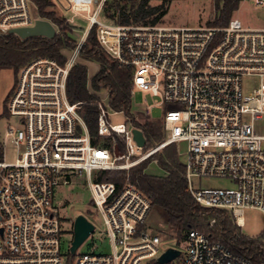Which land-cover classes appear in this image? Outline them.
Returning <instances> with one entry per match:
<instances>
[{"label": "built area", "instance_id": "built-area-1", "mask_svg": "<svg viewBox=\"0 0 264 264\" xmlns=\"http://www.w3.org/2000/svg\"><path fill=\"white\" fill-rule=\"evenodd\" d=\"M68 1L88 28L64 63L39 57L20 67L6 107L17 125H9L6 139H0V264H67L73 238L64 237V203L56 187L78 176L89 183L112 251L98 252L93 241L87 251H77L73 264L157 259L169 247L147 226L150 197L129 175L121 187L98 177L101 170L129 171L172 143L186 144L188 187L200 204L228 210L240 227L245 208L264 213V24L246 26L238 17L223 26L121 24L105 17L107 0ZM251 1L264 12V0ZM36 7L33 0H0V33L33 26L43 18L33 14ZM94 26L103 49L133 67L132 94L139 88L161 95L165 137L148 150L138 145L133 132L138 127L128 116L112 121L118 111L107 93L98 102V134L111 137L114 146L95 144L83 102L69 97L71 69ZM245 76L260 80L249 94L243 90ZM8 149L12 160L6 159ZM199 177L227 178L234 186H196ZM182 241L184 249L176 247L180 254L167 264H253L201 230H189Z\"/></svg>", "mask_w": 264, "mask_h": 264}, {"label": "trees", "instance_id": "trees-1", "mask_svg": "<svg viewBox=\"0 0 264 264\" xmlns=\"http://www.w3.org/2000/svg\"><path fill=\"white\" fill-rule=\"evenodd\" d=\"M33 1L39 15L57 25L58 33L53 38L32 36L25 39L13 33H0V69L12 68L17 72L20 67L39 57L56 58L64 63V52L74 49L78 43L74 26L58 13L54 0ZM150 1L107 0L105 14L121 24H157L167 13L164 8L166 2L152 6ZM239 5V0L217 1L216 17L210 21V25H226ZM80 57L99 63V69L91 79L87 65L77 63L71 69L68 80L70 99L73 102H83L92 141L98 145L112 146L111 137L101 143L98 134V102L102 92H106L110 107L123 112L136 127L143 130L147 139L145 150L157 145L163 139V119L139 121L135 117L132 99L133 67L123 65L103 49L96 26L89 31ZM117 140L119 148L124 150V143L119 137ZM151 161H156L166 171L165 174L148 173L146 170ZM128 175L130 181L150 197L152 208L160 209L166 214L169 226L176 230L178 242L185 238L189 230H201L233 253L249 258L253 264H264V233L258 236L244 234L228 210L203 206L193 197L188 187L186 166L179 159L175 143L167 145L161 153L152 155L129 171L101 170L98 179L113 181L121 187L126 183ZM74 259L75 255L68 250L67 264H73ZM149 264L160 263L151 259Z\"/></svg>", "mask_w": 264, "mask_h": 264}, {"label": "rangeland", "instance_id": "rangeland-1", "mask_svg": "<svg viewBox=\"0 0 264 264\" xmlns=\"http://www.w3.org/2000/svg\"><path fill=\"white\" fill-rule=\"evenodd\" d=\"M55 9L58 13L66 17L67 21L74 26V33L77 40L81 37L85 29L88 28V21L82 16L75 15L69 10L68 0H54ZM167 9V13L161 18L157 24H165L171 26H202L210 25V21L214 20L216 15L214 12V0H151L152 6L162 5ZM37 6V5H36ZM37 8V7H36ZM33 8V14L39 15L38 9ZM105 17L112 19L105 14ZM232 17H238L246 26H261L264 24V12L254 8L251 0H242L239 8L235 10ZM45 19V18H44ZM114 20V19H112ZM115 21V20H114ZM65 55L68 56L71 50H66ZM78 63L87 65L89 69V78L98 71L99 63L88 61L80 57ZM17 82V72L12 68L0 69V139L5 140V130L9 125H17V119L9 116L6 111L9 99L12 96ZM260 80L258 76H245L243 78V90L249 94L259 86ZM106 92H102L101 97H105ZM133 113L139 121L153 118L155 120L163 119L165 113V105L158 103L161 100V95H155L151 90L137 88L132 96ZM168 108H179V105H166ZM114 123L123 121L125 114L118 112L111 117ZM165 134L163 132V139ZM163 139L160 141L162 142ZM107 137L100 136L101 143L106 142ZM113 145V139L110 141ZM158 142V144L160 143ZM114 146V145H113ZM179 159L184 162L186 158V144L183 142L175 144ZM119 149V148H118ZM164 149V148H163ZM159 151L161 153L163 151ZM121 150V149H119ZM118 151V150H117ZM6 159L12 160L13 155L10 149L6 152ZM148 173L164 175L165 170L156 162L151 161L147 170ZM196 186L207 187H233L234 183L227 178L215 177H199L194 179ZM56 197L64 204L61 206V216L63 220L64 237L66 241L71 240L74 236V220L80 215H86L96 226L95 234L91 235L78 248V252L87 251L94 241L98 252L109 253L112 251V245L109 238H105L104 219L102 212L97 209L92 201V193L89 188V183L85 176H78L75 181L68 184L60 183L56 187ZM236 223V222H235ZM237 224V223H236ZM147 226L150 227L153 233L160 234L165 248L180 247L182 250L185 247L183 241L178 242L176 230L171 228L167 222L166 214L157 208H152L148 218ZM242 232L249 236H258L264 233V213L257 208H245L244 210V225L241 227ZM150 259H145L142 264H149Z\"/></svg>", "mask_w": 264, "mask_h": 264}, {"label": "water", "instance_id": "water-1", "mask_svg": "<svg viewBox=\"0 0 264 264\" xmlns=\"http://www.w3.org/2000/svg\"><path fill=\"white\" fill-rule=\"evenodd\" d=\"M11 33L19 35L25 39L32 36H45L53 38L58 33L54 24L44 18L37 19L33 26L19 27L12 29ZM135 139L140 146L146 145V136L142 129L135 128L133 130ZM95 230V224L84 214L78 215L74 220V236L70 246V252L75 255L78 248L86 241ZM180 249L169 247L156 260L160 264H167L180 254Z\"/></svg>", "mask_w": 264, "mask_h": 264}, {"label": "snow or ice", "instance_id": "snow-or-ice-1", "mask_svg": "<svg viewBox=\"0 0 264 264\" xmlns=\"http://www.w3.org/2000/svg\"><path fill=\"white\" fill-rule=\"evenodd\" d=\"M97 155H101V154L98 153Z\"/></svg>", "mask_w": 264, "mask_h": 264}]
</instances>
